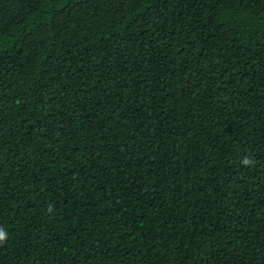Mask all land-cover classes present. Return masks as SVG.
I'll return each instance as SVG.
<instances>
[{"label": "trees", "instance_id": "trees-1", "mask_svg": "<svg viewBox=\"0 0 264 264\" xmlns=\"http://www.w3.org/2000/svg\"><path fill=\"white\" fill-rule=\"evenodd\" d=\"M0 264H264V0H0Z\"/></svg>", "mask_w": 264, "mask_h": 264}, {"label": "clouds", "instance_id": "clouds-1", "mask_svg": "<svg viewBox=\"0 0 264 264\" xmlns=\"http://www.w3.org/2000/svg\"><path fill=\"white\" fill-rule=\"evenodd\" d=\"M7 237L6 232L3 229H0V242H3Z\"/></svg>", "mask_w": 264, "mask_h": 264}]
</instances>
